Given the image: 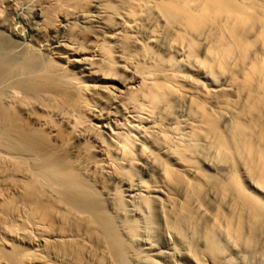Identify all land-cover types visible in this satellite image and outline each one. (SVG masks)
<instances>
[{
    "label": "bare ground",
    "instance_id": "1",
    "mask_svg": "<svg viewBox=\"0 0 264 264\" xmlns=\"http://www.w3.org/2000/svg\"><path fill=\"white\" fill-rule=\"evenodd\" d=\"M38 5L0 33V264H264V0Z\"/></svg>",
    "mask_w": 264,
    "mask_h": 264
},
{
    "label": "rangeland",
    "instance_id": "2",
    "mask_svg": "<svg viewBox=\"0 0 264 264\" xmlns=\"http://www.w3.org/2000/svg\"><path fill=\"white\" fill-rule=\"evenodd\" d=\"M39 1L38 0H0V33H2V35L6 36V37H9V38L12 37V39H14V40L16 39L19 42H22L23 39H24V41H26L27 43H32V45L37 46V44H39L40 41H38V43H37L36 39L34 40V36L32 35V33L30 31V28H29V19L30 18H29V14L28 13H29V10L33 6H35V5L39 6L38 5ZM41 4L42 3H40V5ZM83 81L86 84H88V83L90 84L91 83L87 79H83ZM208 171L211 172L210 169H208ZM154 173L147 166L142 167V169L138 170V173L136 174L135 188L140 183L147 182L149 180L150 176L154 175ZM122 193H123L124 196L128 195V193L125 192L124 190L122 191ZM126 200H129V199L126 197ZM132 201H134V200H131V201L129 200V204H127V206H128L127 208H128V210H130L128 218H132L130 220H133V222L135 221L141 227L142 225H145L147 217L149 215H151L154 218V220H155L154 223H156L157 216H155V214H154L155 212H154L153 209L151 211H147L146 210L147 211L146 212L144 210V208L141 207V205H139L136 200L135 201H136L137 204L135 202H132ZM131 203L132 204L134 203L136 206H138L137 209H135L136 207H135L134 204L131 206ZM106 206H107L108 210L109 209L111 210L112 206H111L110 203L106 202ZM130 206L132 208L134 207V209H132ZM131 210H133V211H131ZM134 210H137L138 213H137V211H134ZM110 212H112V210ZM152 214H154V215H152ZM129 216H131V217H129ZM155 226L156 225L154 224L153 230H152V232L153 231L154 232L152 233L151 244L153 245L154 249H156L155 251H157V250L158 251H164L165 250L164 249V242H165L164 237L159 232L156 231ZM137 238L138 237H136V239L134 240V246L136 248L135 250L137 251L138 254L141 255V256L140 255L139 256L142 257V258L138 257L137 260H135L136 258H133L131 256L130 257V261L133 260L132 262H130L131 264H145V263L148 264V263H150L148 260H150L152 262L154 261L153 263L151 262L152 264H154V263H156V264H182V263L183 264H193L192 261H190L187 257H185L183 255V251H180V253L182 255L179 254L176 258H170V257L166 256L164 260L163 259L159 260L157 257L152 255L153 251L149 250V247L147 246V242H146L147 240L144 239L141 235H140L138 240H137ZM144 255H145V257H144ZM180 256H181V258H180ZM143 258H144V261H146L147 258H148V260H147L148 262L147 261L144 262ZM234 258H235V260H238L237 259L238 257L234 256ZM152 259H154V260H152ZM158 260L160 262H158ZM175 260H177V261H175ZM236 262L239 263V261H236ZM248 264H258V263H256V261L252 260L251 262L249 261Z\"/></svg>",
    "mask_w": 264,
    "mask_h": 264
}]
</instances>
